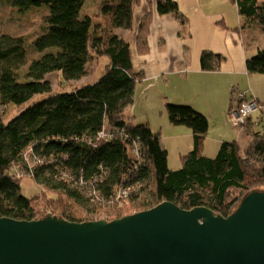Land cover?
<instances>
[{"label":"trees","instance_id":"16d2710c","mask_svg":"<svg viewBox=\"0 0 264 264\" xmlns=\"http://www.w3.org/2000/svg\"><path fill=\"white\" fill-rule=\"evenodd\" d=\"M1 1L19 12L45 6L47 14L31 42L37 59L28 62L25 37L0 33V218L39 221L51 216L89 223L99 219L91 216L99 212L96 208H105L113 212L104 218L110 222L162 203L184 210L205 207L227 217L247 194L264 191V133H252L245 146L222 142L217 155L208 158L202 154L207 118L185 104H166L170 124L192 133L191 150L171 170L159 133L147 124H131L126 111L144 71L134 70L129 44L117 31L131 30L133 0H100L98 12L84 16L86 0ZM231 1L248 24L264 31V2ZM156 11L184 21L175 0H156ZM151 21L148 11L136 30L140 56L149 51ZM100 58L108 64L92 85L57 94L46 80L57 73L64 82L79 81ZM224 60L202 51L200 70L215 71ZM245 70L264 75V47L246 59ZM38 95L45 98L4 119L8 106L20 107ZM101 132L104 138L99 139ZM22 177L41 190L23 196Z\"/></svg>","mask_w":264,"mask_h":264},{"label":"water","instance_id":"95a60500","mask_svg":"<svg viewBox=\"0 0 264 264\" xmlns=\"http://www.w3.org/2000/svg\"><path fill=\"white\" fill-rule=\"evenodd\" d=\"M0 264H264V191L227 217L162 203L110 222L0 218Z\"/></svg>","mask_w":264,"mask_h":264},{"label":"rangeland","instance_id":"374dc122","mask_svg":"<svg viewBox=\"0 0 264 264\" xmlns=\"http://www.w3.org/2000/svg\"><path fill=\"white\" fill-rule=\"evenodd\" d=\"M259 2H264V0H259ZM99 3L100 0H86L82 7L81 16L96 14L98 12ZM151 7L153 9V11H151L152 21L149 28V30H151V34L155 31L156 28L160 29V26L162 27L163 32L166 34L168 30L172 29V23L174 22L176 24V29L173 28V34H171L169 38H167L168 41L165 48L169 54L174 51H180V54L183 56L182 50H185L183 49V46L185 45L187 47H190L195 61L197 60V62H199V56L201 52L210 51L207 49V47L213 48L214 46L219 50H226V43H232V45L234 44L233 39H231L229 34L237 32V30L233 31V26H235V23L237 22L238 15L235 8L236 6L231 0H210L208 4H205V2H201V4H196L194 3V0H180V3H178V7L187 19L186 22L189 23L188 26L191 27V37L182 34V32L178 29V19L176 18L174 13H167L165 15H162L163 20L155 21L153 25V17L158 15L156 11V0H153ZM134 13L136 14L135 10ZM134 13L132 8V26ZM46 14L47 9L45 6L30 8L26 11L19 12L18 9L11 8L5 5L0 0V33L7 32L13 35L25 37L24 40L26 44L28 62L33 59H37L39 56V53L35 52L32 49L31 42L33 41V38L41 32V29L44 26V16ZM136 26L137 22H134L133 27L136 28ZM134 32L135 30H133V37L131 40V45H129V51L131 52L130 57L132 55L134 65H137L138 62L136 61V56L140 57V55H138L136 51V46L134 42ZM124 33L125 31L122 32V38L127 39L128 36L130 37V35L128 34L129 32L125 35ZM175 38L179 40V42H175ZM252 38L253 39L251 41V46L254 48L249 47V57L255 54L252 53V50H257V48L264 47V31L260 26L256 25L254 33H252ZM158 42L159 40H156L155 47L159 46ZM161 44L162 43H160V45ZM236 44L240 45L239 40L236 41ZM180 58V55L169 58V65L167 69L175 68V63L179 61ZM107 64L108 60L106 58H100L98 60L92 61L87 67L86 76L76 82H64L57 75V73L47 75L46 80H49V82L51 83L54 93H69L72 92L75 88L89 86L97 82L103 75ZM214 79L218 82V87L214 85ZM167 80L168 81L166 82H163L161 80L156 82L153 86H150L149 90L146 92H141V84L140 82H138L136 85L134 102L131 106L128 107L126 115L129 118L131 124H148V127L152 132L159 133L161 143L165 145L167 150L169 151L168 166L171 170H176L180 167V162L178 160L177 155V147L179 146V144L177 145L173 141L172 131L177 132L178 130L174 129H178L177 127L183 128V126H173L170 124L165 106L166 104L174 103L173 101L168 102L167 99H175L174 101H179L182 100V96L188 98L192 97L194 95V92L200 93L201 96L196 102V111L199 110L200 112H203L204 114H201H203L209 122V112L213 111V109H210V107L214 106L215 97H218L222 94L220 90L221 78L219 80V78H216V76L212 74H205L203 76L197 77L195 75H191V78L187 79L188 81L185 82V80H182L180 76L177 75L169 76ZM234 86L236 88L235 92L244 93L247 99L254 98L250 92L253 90V87L257 90L263 91L264 93V85H261L260 83H253L252 86L245 80L243 81V84L235 83ZM227 91V100L231 106L232 95L230 94L228 89ZM235 95L236 93H234V96ZM44 98V95H38L33 97L30 101L21 105L20 107L8 106L6 108L4 119L6 121L11 120L13 117L18 115L20 112L24 111L33 103L42 101ZM226 115L227 112L225 116ZM226 122L230 125V128L234 132L235 136H238L237 141L240 143V145H247L249 140L251 139L252 134L249 131H243L241 129L234 128L232 124L228 122V120H226ZM257 131L259 133L261 132L260 127L255 128V130H253V133ZM208 135H211V131H209ZM212 139H214V137L209 138L210 141ZM228 140L229 139L224 140L222 142H231L230 140L232 139H230L229 141ZM219 147L217 151L215 150L216 152L213 153L212 157L208 158H214L217 155ZM19 184L21 188V193L25 197H30L41 190V187L38 184H36L32 179L27 177H22L20 179ZM95 211L99 212H94V214H92L91 216L93 218H99L98 220H105L104 218L109 217V215L113 213L105 208H96Z\"/></svg>","mask_w":264,"mask_h":264},{"label":"crops","instance_id":"0c3cea01","mask_svg":"<svg viewBox=\"0 0 264 264\" xmlns=\"http://www.w3.org/2000/svg\"><path fill=\"white\" fill-rule=\"evenodd\" d=\"M175 1L177 5L178 3H180V0H175ZM152 2L153 0H133V5H132L133 13H134V10L136 11V14L135 13L133 14V26H134V22H137V26L136 28L132 26L131 30L129 31L126 30L124 33L125 35L126 33L129 32L128 34L130 35V37L127 35L128 38L124 39L129 45H131V40L133 37V30H135L134 34H136V30H137L141 17L146 12L153 11L151 7ZM201 2H205V4H208L210 0H205V1L194 0V3L196 4H201ZM236 11H237V8H236ZM179 12L181 13L184 21L181 22L180 20H178L177 27L182 32V34L188 37H191L192 35L191 27L188 26L189 23L186 22L187 19L185 18L183 13L180 10ZM237 15H238L237 22L235 23V26H233V31L237 30V32H234L233 34L232 33L229 34L231 39H233L234 44L232 45V43H226V50H222V49L219 50L213 45H212L213 48L207 47V49L210 50L211 52L216 53V54H222L223 56H225V60L221 63L220 67L215 71H212V72L201 71L199 62H197V60L195 61V58L193 56V53L190 47H187L185 45L183 46V49H185V50H182L183 56L180 54V51H174L171 54H169L166 51L165 47L168 41L167 38H169V36L173 34V28L176 29V24L174 22L172 23V29L168 30L166 34L163 32L161 26H160V29L156 28L155 31L152 32V34H151V30H149L150 35L148 34V47H149L148 54L144 56H140V57L136 56L137 57L136 61L138 62L137 65H134V62L132 60V55H131L132 66L134 70L144 71V78L140 82L141 92L148 91L150 86H153L156 82L160 80L163 82L168 81L167 78L169 76L178 75L180 76L182 80H185V82L188 81L187 79L191 78V75H195L197 77V76H203L205 74H212L216 76V78H219V80L221 78L220 90L222 94L219 95L218 97H215L214 106L210 107V109H213V111L209 112L210 116H209V122H208V132L206 134L205 140L203 142V147H202V154L206 157H212L213 153L217 151L220 143H222V141L224 140L232 139L230 141L238 142L237 141L238 136L237 137L235 136L234 132L230 128V125L226 122L227 118L225 114L228 108L230 107V103H228V100H227V94H228L227 89L229 90L230 93L232 90L236 91L234 84L235 83L243 84V81L245 80L252 86H253V83H260L261 85H264V75H260V74L248 75L245 70V61L249 57L248 49L249 47H252L251 46V41L253 39L252 33H254L256 25L248 24L246 19L238 14V11H237ZM162 20H163L162 16L160 15L154 16L153 25L155 21H162ZM117 32L118 34L122 36V32H123L122 30L117 31ZM156 40H159L158 47H155ZM174 40L175 42H179V40H177L176 38ZM238 40L240 42V45L236 44V41ZM134 42H135V38H134ZM160 43L162 44L160 45ZM258 49L260 48H257V50ZM257 50H252V53H256ZM177 55H180L181 58L179 61L175 63V68L167 69L169 65V61H168L169 58L175 57ZM214 85L218 87V82L215 79H214ZM250 92L255 99H257L262 105H264L263 91L257 90L256 88L253 87V90ZM200 96H201L200 93L194 92V95L192 97L185 98L182 96V100H179V101H174L175 99L174 100L167 99V100L168 102L173 101V103H176V104L189 105L196 110V102ZM200 113H203V112H200ZM177 128L178 129H174V130H178L177 132L172 131L173 132L172 138H173V141L177 145L179 144V146L177 147V151H178L177 155H178V160L180 162V157L184 155V153H188L191 150L192 133L190 129L184 126L183 128H179V127ZM209 131H211V135H208ZM210 137H214V139L210 141L209 140ZM163 146L167 150L166 146L165 145ZM168 156H169V151L167 150V164L169 165Z\"/></svg>","mask_w":264,"mask_h":264},{"label":"built area","instance_id":"2783aa9c","mask_svg":"<svg viewBox=\"0 0 264 264\" xmlns=\"http://www.w3.org/2000/svg\"><path fill=\"white\" fill-rule=\"evenodd\" d=\"M234 93H236L235 96ZM226 118L234 128L249 131L252 134L255 128L260 127L261 133H264V105L255 98L247 99L242 92L234 90L232 104L228 108ZM98 136L99 139L104 138L102 132ZM17 174L16 171V176Z\"/></svg>","mask_w":264,"mask_h":264}]
</instances>
